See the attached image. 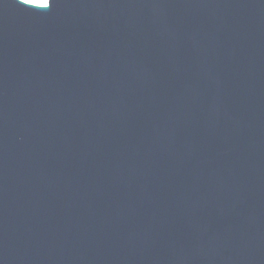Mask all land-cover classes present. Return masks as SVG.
<instances>
[{
  "label": "water",
  "instance_id": "1",
  "mask_svg": "<svg viewBox=\"0 0 264 264\" xmlns=\"http://www.w3.org/2000/svg\"><path fill=\"white\" fill-rule=\"evenodd\" d=\"M43 6L0 0V264H264V0Z\"/></svg>",
  "mask_w": 264,
  "mask_h": 264
},
{
  "label": "rangeland",
  "instance_id": "2",
  "mask_svg": "<svg viewBox=\"0 0 264 264\" xmlns=\"http://www.w3.org/2000/svg\"><path fill=\"white\" fill-rule=\"evenodd\" d=\"M26 3L34 4V5H45L46 0H22Z\"/></svg>",
  "mask_w": 264,
  "mask_h": 264
},
{
  "label": "snow or ice",
  "instance_id": "3",
  "mask_svg": "<svg viewBox=\"0 0 264 264\" xmlns=\"http://www.w3.org/2000/svg\"><path fill=\"white\" fill-rule=\"evenodd\" d=\"M27 6H31V5H27ZM50 6H51V0H46L45 5L39 9H48V8H50Z\"/></svg>",
  "mask_w": 264,
  "mask_h": 264
}]
</instances>
